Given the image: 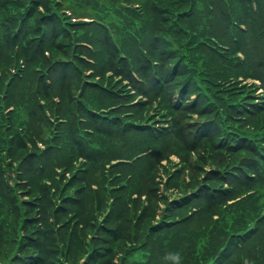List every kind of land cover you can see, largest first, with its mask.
<instances>
[{
    "label": "trees",
    "instance_id": "1",
    "mask_svg": "<svg viewBox=\"0 0 264 264\" xmlns=\"http://www.w3.org/2000/svg\"><path fill=\"white\" fill-rule=\"evenodd\" d=\"M106 1L0 0V264H264V0Z\"/></svg>",
    "mask_w": 264,
    "mask_h": 264
},
{
    "label": "rangeland",
    "instance_id": "2",
    "mask_svg": "<svg viewBox=\"0 0 264 264\" xmlns=\"http://www.w3.org/2000/svg\"><path fill=\"white\" fill-rule=\"evenodd\" d=\"M76 1H78V2H75V4H76V9L77 10H80L84 15H87V10H88V6H87V8H85V4L83 5V6H81L80 5V2L81 1H84V2H86L90 7H92V8H96V4H97V2L98 1H102V2H107L106 0H76ZM115 1H118V3L119 4H121L124 0H115ZM93 5V6H91V4ZM76 9H74L77 13H79ZM82 13H79V14H82Z\"/></svg>",
    "mask_w": 264,
    "mask_h": 264
}]
</instances>
